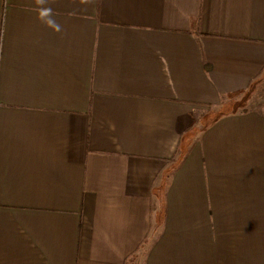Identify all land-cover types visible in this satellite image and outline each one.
<instances>
[{
  "label": "crops",
  "instance_id": "1",
  "mask_svg": "<svg viewBox=\"0 0 264 264\" xmlns=\"http://www.w3.org/2000/svg\"><path fill=\"white\" fill-rule=\"evenodd\" d=\"M0 264H264V0H0Z\"/></svg>",
  "mask_w": 264,
  "mask_h": 264
},
{
  "label": "rangeland",
  "instance_id": "2",
  "mask_svg": "<svg viewBox=\"0 0 264 264\" xmlns=\"http://www.w3.org/2000/svg\"><path fill=\"white\" fill-rule=\"evenodd\" d=\"M243 107V101H239L236 104H234L233 106L229 107L230 109L234 110V109H241ZM224 109V108H223ZM227 110H230L228 108H225ZM222 110V109H221ZM218 113V110H213L210 114H207V116H205L204 118H202L198 124V128H201L203 126V124H206L208 121L212 120L216 114ZM197 130H195L194 132H196Z\"/></svg>",
  "mask_w": 264,
  "mask_h": 264
},
{
  "label": "trees",
  "instance_id": "3",
  "mask_svg": "<svg viewBox=\"0 0 264 264\" xmlns=\"http://www.w3.org/2000/svg\"><path fill=\"white\" fill-rule=\"evenodd\" d=\"M199 23H200V20L198 19V27H199ZM223 112H228L226 109H224V111ZM181 159H183V158H181ZM182 161V160H181ZM179 167V164H178V166H176L175 168H174V171L177 169Z\"/></svg>",
  "mask_w": 264,
  "mask_h": 264
}]
</instances>
